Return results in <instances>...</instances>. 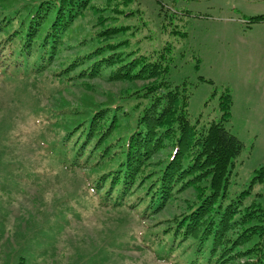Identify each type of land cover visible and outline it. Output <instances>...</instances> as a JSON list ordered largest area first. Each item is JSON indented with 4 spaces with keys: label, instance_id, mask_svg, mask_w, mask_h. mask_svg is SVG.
Returning a JSON list of instances; mask_svg holds the SVG:
<instances>
[{
    "label": "trees",
    "instance_id": "1",
    "mask_svg": "<svg viewBox=\"0 0 264 264\" xmlns=\"http://www.w3.org/2000/svg\"><path fill=\"white\" fill-rule=\"evenodd\" d=\"M109 2L0 4V71L28 81L49 69L64 87L77 82L87 86L88 78L105 75L124 82L120 94H111L108 101L85 99L66 113L65 106L50 107L46 126L57 131L50 153L65 168L83 170L89 177L83 183L100 205L127 207L142 220L190 189L192 196L184 197L181 211L161 226L160 221L144 224L145 247L161 259L171 264H264V204L258 198L264 195V162L253 169L245 187L237 192L229 188L244 146L225 126L231 89L221 86L219 118L192 121L186 79L168 78L171 46L150 52L130 46L127 37H118L129 28L118 18L128 12ZM88 10L98 13L95 24L100 27L77 40L68 37ZM249 21H264V13L250 15ZM8 164L0 158V166ZM256 185L263 188L253 193ZM92 255L88 258L94 260ZM103 255L98 260L107 257Z\"/></svg>",
    "mask_w": 264,
    "mask_h": 264
},
{
    "label": "rangeland",
    "instance_id": "2",
    "mask_svg": "<svg viewBox=\"0 0 264 264\" xmlns=\"http://www.w3.org/2000/svg\"><path fill=\"white\" fill-rule=\"evenodd\" d=\"M93 1L105 5L107 0ZM119 1L109 4L128 12L116 14L129 28L118 37L146 52L171 46L168 78L186 79L192 121L219 118L221 86L231 89L232 115L225 126L244 146L229 188L239 191L264 162V21H249L250 15L264 13V0ZM160 6L166 10L159 11ZM97 16L88 10L68 37L77 40L99 28ZM106 77L88 78L87 86L77 82L64 87L49 69L28 81L0 71V158L9 162L0 166V264H171L145 247L144 224L160 221L161 226L181 211L184 197L192 196L190 189L142 220L127 207L100 205L83 183L89 178L83 170L65 168L50 153L57 131L46 126L45 113L61 105L66 113L85 99L104 102L120 94L125 83ZM260 188L256 185L252 192ZM258 198L264 204V195ZM92 253L94 260L88 258ZM103 254L107 257L98 260Z\"/></svg>",
    "mask_w": 264,
    "mask_h": 264
},
{
    "label": "crops",
    "instance_id": "3",
    "mask_svg": "<svg viewBox=\"0 0 264 264\" xmlns=\"http://www.w3.org/2000/svg\"><path fill=\"white\" fill-rule=\"evenodd\" d=\"M263 93H264V89H263ZM261 101L264 102V97L261 98ZM231 115H232V107H231Z\"/></svg>",
    "mask_w": 264,
    "mask_h": 264
}]
</instances>
